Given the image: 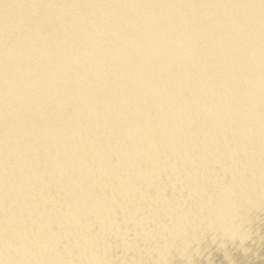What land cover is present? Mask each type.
Returning a JSON list of instances; mask_svg holds the SVG:
<instances>
[{
	"label": "bare ground",
	"instance_id": "6f19581e",
	"mask_svg": "<svg viewBox=\"0 0 264 264\" xmlns=\"http://www.w3.org/2000/svg\"><path fill=\"white\" fill-rule=\"evenodd\" d=\"M0 264H264V0H0Z\"/></svg>",
	"mask_w": 264,
	"mask_h": 264
}]
</instances>
